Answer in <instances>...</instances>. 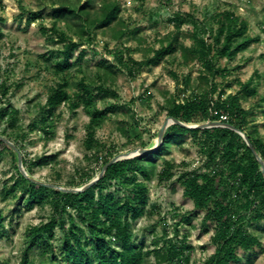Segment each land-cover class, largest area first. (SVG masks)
I'll return each instance as SVG.
<instances>
[{"label":"rangeland","instance_id":"obj_1","mask_svg":"<svg viewBox=\"0 0 264 264\" xmlns=\"http://www.w3.org/2000/svg\"><path fill=\"white\" fill-rule=\"evenodd\" d=\"M117 1L122 8V19L130 30H138L141 42L132 37L117 41L104 36L102 30H96L90 40L86 35L78 38L76 29L58 23V29L84 43L74 56L86 49L82 65L74 66L64 75L70 81L68 93L71 96L78 93V83L82 79L88 82L97 79L99 71L103 72L98 66L101 61L119 66L113 54L115 51H124L125 59L131 55L137 61H144L154 56L152 50L168 45L174 38L190 46L193 24L185 22L177 28L173 21L175 15L184 18L191 14L195 19H206L214 26L213 17L219 20L224 13H233L248 22V35L258 41L243 50L236 60L222 59L220 65L227 67L229 72L225 77H218L216 82L225 90L224 98H229L240 89L239 81L245 83L253 78L254 84H258V95L241 100L242 107L248 112L246 129L250 131L254 124L261 126L264 123L259 107L264 95V0ZM53 7V0H0V111L10 106L18 111L14 127L8 117L0 115V136L18 148L22 163L24 165L26 161L27 167L43 156L50 157L48 165L34 167L32 175L28 173L35 180L65 189H80L86 185L89 176L94 179L100 175L104 166L98 157L107 151L111 150L115 157L157 145L159 131L168 120V101L172 97L184 99L197 90L201 66L198 62L186 64L179 54H175L159 64L143 67L133 79L115 68L116 75L107 87L116 91L119 97L109 98L107 102L118 107L98 127L96 138L102 146L92 151L85 148L91 119L83 107L72 109L69 104H63L56 117L46 121L50 135L42 128L31 130L29 126L44 115L43 107L50 89L63 76L57 74L54 66L59 60L56 52L62 49V44L49 30L55 22ZM40 10L41 18L30 22L31 14ZM189 77L192 88L185 90ZM3 85L8 88L7 94H4ZM104 105L102 101L96 103L100 109ZM260 131L264 137V129L260 128ZM10 148L2 149L0 154V212L4 219L0 264H46L45 249L40 245L29 248L28 233L32 228L48 223L56 211L52 201L33 209L26 206L17 176L18 154ZM166 161L175 166L172 175L165 179L156 176L148 184L149 206L145 215L132 224L133 239L144 252L154 248V241H158L160 247L186 243L192 247L188 264H202L216 249L212 243L214 225L204 226V212L197 210L194 202L184 196L179 179L186 172L203 173L212 168L208 166L199 139L192 134L185 135L181 144L173 142L158 158L159 171L163 170ZM12 188L15 193L6 195ZM117 190L116 185L111 188L120 196ZM69 211L75 223L81 224L75 211ZM185 218H190V222ZM65 221L69 226L71 219L68 215H65ZM248 230L259 237L262 246L250 251L238 249L237 254L243 264H264V223H253ZM62 235L57 227L51 240L57 252ZM143 264L159 263L152 254Z\"/></svg>","mask_w":264,"mask_h":264},{"label":"trees","instance_id":"obj_2","mask_svg":"<svg viewBox=\"0 0 264 264\" xmlns=\"http://www.w3.org/2000/svg\"><path fill=\"white\" fill-rule=\"evenodd\" d=\"M53 6L55 22L49 30L62 44V49L56 52L59 60L54 66L57 74L63 76L50 89L43 107L44 115L40 121L29 126L31 130L42 128L50 135L46 121L54 119L63 104H69L72 109L83 107L91 119L87 127L85 148L92 151L102 146L96 138L97 129L108 114L115 112L118 107L115 103L107 102L109 98L119 97L116 91L107 87V83L116 75L115 68L126 72L133 79L143 67L159 64L166 57L179 54L186 64L198 62L201 74L197 90L190 96L184 99L172 97L168 101V117L188 125L206 122L230 124L247 135L264 160V137L260 131V128L264 129V123L261 126L254 124L248 131V112L241 104L242 99L258 95V84H254L253 78L245 83L239 81L240 89L237 93L224 98L225 90L216 82L218 77H225L229 72L227 67L220 65L222 59L236 60L243 50L258 41V38L248 35L249 25L245 19H239L233 13H224L219 20L213 17V26L206 19L199 21L191 14H186L184 18L177 14L173 19L177 28H181L185 22L193 24L190 46L174 38L168 45L152 50L154 56L144 61H137L131 55L125 59L124 51H115L113 54L119 66L101 61L98 66L103 72L100 70L94 81L82 79L78 83V93L71 96L68 93L70 81L64 75L74 66L82 65L86 49L74 56L84 43L75 41L65 31L58 29L59 22L76 29L78 38L86 35L90 40L96 30H102L104 36L117 41L126 37L140 42L141 39L137 36L138 30H130L122 19V8L117 0H53ZM41 16L42 10L34 12L29 21L33 22ZM191 82L190 77L186 79L185 90L192 88ZM2 88L4 94H7L8 88L5 85ZM99 101L105 102L101 109L96 107ZM259 107L264 116V95L260 98ZM0 115L2 118L8 117L12 127L18 120V111L11 106L1 109ZM187 134L199 139L207 155L208 166L212 168L203 173L186 172L179 179L184 187V196L194 202L197 210L204 212V226L214 225L212 243L216 249L202 264H243L237 254L238 249L250 251L262 246L259 237L251 233L248 226L264 223V173L244 138L226 127L198 129L173 124L166 130L159 148L109 165L104 176L83 192H64L34 183L17 168L26 206L33 209L36 205L52 201L56 211L48 223L30 229L29 248L43 246L48 256L46 264H143L152 254L159 264H188L192 247L186 243H170L160 247L159 242L154 241V248L144 252L134 241L132 230L133 222L142 218L149 206L148 184L156 176L161 179L170 178L175 167L166 161L163 170L159 171L158 158L167 152L173 142L181 144ZM4 148L11 149L0 140V154ZM113 155L109 150L98 158L105 166ZM49 161V156H43L29 167L24 161V166L32 175L34 167H44ZM92 179L89 176L85 184ZM114 185L119 188L117 191L120 196L111 191ZM14 189L8 190L6 195L15 193ZM70 209L80 217L81 224L75 223ZM65 215L71 219L69 226ZM184 220L190 222V218ZM57 227L63 232L59 252L51 243ZM3 230L4 219L0 212V237Z\"/></svg>","mask_w":264,"mask_h":264},{"label":"water","instance_id":"obj_3","mask_svg":"<svg viewBox=\"0 0 264 264\" xmlns=\"http://www.w3.org/2000/svg\"><path fill=\"white\" fill-rule=\"evenodd\" d=\"M173 124H178L182 127H186V128H198V129H206V128H213V127H226V128H230L232 130H234L235 132L239 133L243 138L244 140L246 141V143L248 144V146L250 147V149L252 150L253 154L255 155L256 159L259 161V163L261 164V169H262V172L264 173V160L260 157V155L256 152L254 146L252 145V143L250 142L249 138L247 137V135L242 132L240 129L230 125V124H227V123H222V122H206V123H201V124H196V125H188V124H185L173 117H168V120L163 124V126L161 127L160 131H159V134H158V143L156 146L154 147H151V148H147V149H138L136 150L135 152L133 153H126L124 155H119V156H115L113 157L109 162L108 164H106L102 170V172L100 173V175L94 179H92L89 183H87L86 185H84L82 188L80 189H65V188H61V187H56V186H53V185H48V184H45L43 182H40V181H37L35 180L32 176H30L28 174V172L26 171L23 163H22V156L18 150V148L11 142L9 141L8 139L0 136V140L3 141L4 143H6L7 145H9L10 147H12L16 153L18 154V168H19V171L21 172V174L27 178L28 180L34 182V183H37V184H40V185H45V186H48V187H52V188H57L61 191H64V192H83L91 187H93L105 174V171L106 169L108 168L109 165L113 164V163H116L118 161H121V160H125V159H131V158H134L138 155H142V154H146V153H150V152H153L155 151L157 148L160 147V145L162 144V141H163V137H164V134L167 130V128L170 126V125H173Z\"/></svg>","mask_w":264,"mask_h":264},{"label":"built area","instance_id":"obj_4","mask_svg":"<svg viewBox=\"0 0 264 264\" xmlns=\"http://www.w3.org/2000/svg\"><path fill=\"white\" fill-rule=\"evenodd\" d=\"M222 119H223V120H225V119H226V117H225V116H223V117H222Z\"/></svg>","mask_w":264,"mask_h":264}]
</instances>
